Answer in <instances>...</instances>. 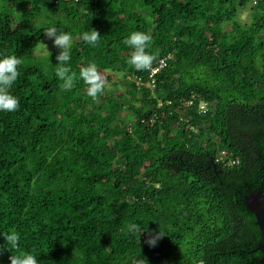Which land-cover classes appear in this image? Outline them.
Masks as SVG:
<instances>
[{
	"label": "trees",
	"instance_id": "trees-1",
	"mask_svg": "<svg viewBox=\"0 0 264 264\" xmlns=\"http://www.w3.org/2000/svg\"><path fill=\"white\" fill-rule=\"evenodd\" d=\"M248 4L250 21H236ZM50 26L72 37L68 83L55 75L62 49L34 54ZM91 28L96 45L82 38ZM134 31L151 36V64L170 54L154 86L127 63ZM0 54L21 61L19 108L0 111V233L19 235L12 255L263 264L243 194L264 192V0H0ZM90 62L108 80L121 73L124 90L88 96L79 73ZM194 92L208 112L185 106ZM222 149L237 163L216 161Z\"/></svg>",
	"mask_w": 264,
	"mask_h": 264
},
{
	"label": "clouds",
	"instance_id": "clouds-1",
	"mask_svg": "<svg viewBox=\"0 0 264 264\" xmlns=\"http://www.w3.org/2000/svg\"><path fill=\"white\" fill-rule=\"evenodd\" d=\"M43 33L48 37L54 35L56 38L52 43L62 49L56 55L58 63L56 64L55 75L66 83L70 82L72 77L68 62L71 59L70 48L72 37L67 32L58 30L55 26L48 27ZM82 38L86 43L96 45L100 34L97 30L91 28L89 31L82 33ZM150 42L151 36L149 34L140 31L131 32L125 40V43L132 49L127 63L134 66L137 70L150 68L154 55L145 51ZM43 45L47 49L44 43ZM20 63V59L15 55L0 54V111L12 112L19 108V99L10 90L19 76L18 65ZM49 63H51L50 58ZM79 76L87 86L88 96L96 99L99 94H102L103 80L94 62H90L86 67L82 68ZM0 235H3L5 240L4 247L0 248V251L6 250L10 253V264H38L37 257L31 254V252H25L23 255L11 254L12 250L19 247L20 237L16 232L0 233ZM147 243L150 246H155L157 238L150 237Z\"/></svg>",
	"mask_w": 264,
	"mask_h": 264
},
{
	"label": "built area",
	"instance_id": "built-area-1",
	"mask_svg": "<svg viewBox=\"0 0 264 264\" xmlns=\"http://www.w3.org/2000/svg\"><path fill=\"white\" fill-rule=\"evenodd\" d=\"M256 1L257 0H252V3L254 4L256 3ZM169 57H170V54L158 58L156 62L151 64L150 68H148L149 69V72H148L149 83L148 84L150 86H154L155 81H156V74L166 65L167 58ZM136 80L137 82H140L139 77H137ZM184 102H185V106H188V107L193 106L195 112L201 113V114L208 112L211 106V101L209 99L195 92L191 93L190 96L187 99H185ZM159 104H161V102ZM181 118L184 119V115H182ZM188 128L195 130V127L192 124H189ZM225 154H226V151L222 149L221 152L218 154V156L215 158V160L222 163L223 166L237 163L236 157L235 158L233 157L232 159H229V158L226 159Z\"/></svg>",
	"mask_w": 264,
	"mask_h": 264
},
{
	"label": "rangeland",
	"instance_id": "rangeland-1",
	"mask_svg": "<svg viewBox=\"0 0 264 264\" xmlns=\"http://www.w3.org/2000/svg\"><path fill=\"white\" fill-rule=\"evenodd\" d=\"M250 4H248L246 6V8H240L237 13L235 14L234 16V19L240 23H248L250 21V17H249V8H250ZM5 20L8 21L9 20V17L6 16L5 17ZM224 26H226L227 28H229L230 24L229 22L228 23H225ZM42 35V33H41ZM44 36V35H43ZM48 36H44L42 38V41L41 43L39 44L38 47H36L35 51H34V54L35 55H40V54H43L45 52H47V50L50 48V47H54L56 45H54L52 43V41L55 40L54 39H51V41H48ZM43 43L47 46V49L45 48V46L43 45ZM102 75H105L104 72H101ZM110 76H111V80H108L105 76H102V80H103V85H104V92H107L108 90H112L114 93H117L119 92L118 90H124V86L119 84L118 82L121 80V73H117V72H110ZM115 84H118L117 86H115ZM125 113V110L122 109L121 111V114H124Z\"/></svg>",
	"mask_w": 264,
	"mask_h": 264
},
{
	"label": "water",
	"instance_id": "water-1",
	"mask_svg": "<svg viewBox=\"0 0 264 264\" xmlns=\"http://www.w3.org/2000/svg\"><path fill=\"white\" fill-rule=\"evenodd\" d=\"M243 197L246 206L255 214L256 223L260 229L261 236L257 248L261 251L260 261L264 264V192L261 190L250 191L243 194Z\"/></svg>",
	"mask_w": 264,
	"mask_h": 264
}]
</instances>
